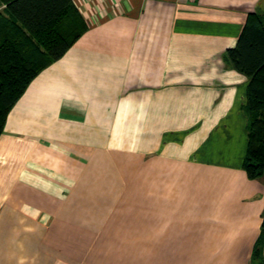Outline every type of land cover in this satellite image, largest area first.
Masks as SVG:
<instances>
[{"label": "crops", "instance_id": "1", "mask_svg": "<svg viewBox=\"0 0 264 264\" xmlns=\"http://www.w3.org/2000/svg\"><path fill=\"white\" fill-rule=\"evenodd\" d=\"M73 2L87 28L0 132V264H264L226 58L264 0Z\"/></svg>", "mask_w": 264, "mask_h": 264}, {"label": "trees", "instance_id": "2", "mask_svg": "<svg viewBox=\"0 0 264 264\" xmlns=\"http://www.w3.org/2000/svg\"><path fill=\"white\" fill-rule=\"evenodd\" d=\"M0 132L31 79L60 58L87 28L73 0H0ZM226 58L248 81L243 106L248 177L264 174V15L251 13ZM264 231V216L262 220Z\"/></svg>", "mask_w": 264, "mask_h": 264}, {"label": "rangeland", "instance_id": "3", "mask_svg": "<svg viewBox=\"0 0 264 264\" xmlns=\"http://www.w3.org/2000/svg\"><path fill=\"white\" fill-rule=\"evenodd\" d=\"M262 176H264V174Z\"/></svg>", "mask_w": 264, "mask_h": 264}]
</instances>
